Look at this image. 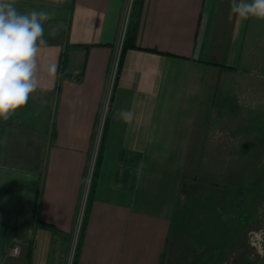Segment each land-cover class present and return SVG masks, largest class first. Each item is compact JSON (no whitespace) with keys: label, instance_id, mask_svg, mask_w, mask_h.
<instances>
[{"label":"crops","instance_id":"0c3cea01","mask_svg":"<svg viewBox=\"0 0 264 264\" xmlns=\"http://www.w3.org/2000/svg\"><path fill=\"white\" fill-rule=\"evenodd\" d=\"M128 2L14 0L18 12L49 19L38 87L0 119V208L7 219L10 209L19 216L6 227L7 264H56L65 255L64 238L72 243L86 203L107 97L76 264H226L237 193L211 184L200 195L196 182L181 180L189 160L211 150L206 143L226 111L258 105L264 20L239 18L232 0H143L136 44L159 52L126 49L114 80ZM121 110L133 114L130 122Z\"/></svg>","mask_w":264,"mask_h":264},{"label":"rangeland","instance_id":"374dc122","mask_svg":"<svg viewBox=\"0 0 264 264\" xmlns=\"http://www.w3.org/2000/svg\"><path fill=\"white\" fill-rule=\"evenodd\" d=\"M258 105L260 110H253ZM258 105H251L250 102L239 103L237 106L239 109L231 112L236 115L226 111L230 119L221 120L214 126L212 142L206 143V147H211V150L202 153L201 158L189 160L191 166L181 180L182 183L186 182L184 179L186 180L187 177V181L196 182L200 195L205 194V188H209L211 184L223 185L222 188H225L231 196L232 193H237V199L233 198V200L236 199L235 208L239 212L235 220L237 223L233 226V238L228 239L229 251L226 259L223 260L226 264H264L263 91L260 93ZM233 118L235 120H232ZM96 146L94 140L93 153ZM232 201L229 200L230 203ZM9 211L14 218L7 219L3 215L5 208H0V251L10 241L6 230L7 224L12 225L14 221H19L18 211L15 209ZM231 212L232 210L229 211V215ZM7 220L9 223H6ZM15 240L18 242L15 238L11 239V247L15 244ZM66 255L67 253L63 257L60 256L59 258L62 259L58 258V261L63 260Z\"/></svg>","mask_w":264,"mask_h":264},{"label":"clouds","instance_id":"9594fccd","mask_svg":"<svg viewBox=\"0 0 264 264\" xmlns=\"http://www.w3.org/2000/svg\"><path fill=\"white\" fill-rule=\"evenodd\" d=\"M231 11L241 19L264 20V0H232ZM43 11L20 13L14 0H0V119L7 121L23 107L38 87L37 55L46 45ZM132 113L121 110L118 116L131 121Z\"/></svg>","mask_w":264,"mask_h":264},{"label":"trees","instance_id":"16d2710c","mask_svg":"<svg viewBox=\"0 0 264 264\" xmlns=\"http://www.w3.org/2000/svg\"><path fill=\"white\" fill-rule=\"evenodd\" d=\"M142 3H143V0H132V4H131L132 8L129 12V17H128L126 27L124 30V34L122 37V43H121L120 51H119V54L117 57V64H116V70H115V74H114V80H116V78L118 76V72H119L120 66H121L123 52L126 49H128V48H140V49H145V50H149V51L159 52L155 49L142 48L136 44L138 17L140 15ZM64 75H66V74H64ZM114 80H113V83H114ZM98 148L100 149L99 146H98ZM99 149L97 150L95 161H94V164L92 167V172H91L90 181H89V188H88V193H87V197H86V203L84 205V210H83L82 219H81V226H80L77 241L75 244V251H74V257H73V263L72 264H76L78 251H79L80 244H81L80 240H81L82 228L84 227V224L86 221V212L88 211L89 191L92 187L94 176L97 174L98 165H99V161H100ZM38 225L41 227H44L45 229H47L49 231H51V233H53V234H61V232L53 224H50L48 222H44V221L39 220ZM61 235H65V234H61ZM64 239L65 240H64V244H62V246H63L62 251H64V253H67L69 250V247H70L71 240H69V238L66 236Z\"/></svg>","mask_w":264,"mask_h":264},{"label":"built area","instance_id":"2783aa9c","mask_svg":"<svg viewBox=\"0 0 264 264\" xmlns=\"http://www.w3.org/2000/svg\"><path fill=\"white\" fill-rule=\"evenodd\" d=\"M104 113H105V108H104V112H103V114H102V116L100 118V123L98 125V129H97L98 130V132H97V139H98V137H99V135L101 133V130H102V125H103V121H104V117H103L104 116ZM80 224H81V214L77 218L76 233L79 230ZM75 241L71 245V247H70V249L68 251V254L65 257V259L57 262L56 264H72L73 263V257H74V251H75ZM11 252H12V254H16L18 252V246L17 245H14L11 248ZM0 264H6V262L3 261V260H0Z\"/></svg>","mask_w":264,"mask_h":264}]
</instances>
